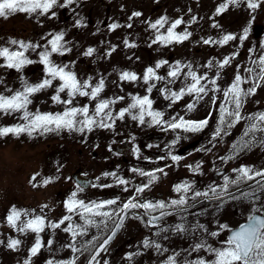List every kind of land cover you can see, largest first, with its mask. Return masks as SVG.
Returning a JSON list of instances; mask_svg holds the SVG:
<instances>
[{"label":"snow or ice","instance_id":"snow-or-ice-1","mask_svg":"<svg viewBox=\"0 0 264 264\" xmlns=\"http://www.w3.org/2000/svg\"><path fill=\"white\" fill-rule=\"evenodd\" d=\"M75 2L76 0H63V3H60V0H0V18L8 19L18 13H24L29 16H47L51 13V16L55 17L56 12L53 9L56 7L67 8ZM262 5H264V0H224L223 3L216 7L214 14L219 16L227 11L230 6L233 8L245 6L250 12H255ZM140 15L141 13L139 12L133 13L134 17H139ZM192 22H195V17H193ZM182 23H184L182 19L169 22L167 17H161L155 22L149 23V27L157 33L153 43L167 46L171 43H181L188 40L192 33L187 31V29L181 33L174 31ZM166 25V31L161 32L160 30L165 29ZM76 26H80L79 21L76 22ZM127 26L131 27L130 24ZM109 27L111 30H115L119 25L114 23ZM212 27L219 28L220 26L214 23ZM250 27L251 21L238 36L226 33L220 35L217 39L212 37L202 38V42L205 45L214 44L219 47H224L236 40L243 44L248 39ZM49 35L51 39H48L46 45L43 46L38 43L32 44L13 39L9 41L14 46L13 49L6 46L0 47V60L3 61L0 63V68L14 69L20 73L26 66L38 62L43 65L45 76V78L35 84L29 83L24 76H21V89L15 91L7 89L8 92L12 93L11 95L0 94V116L19 114L17 118L22 121V123L14 126L0 127V139L9 137V135L19 138L21 135L26 134L28 137H33L34 134H59L61 131L84 134L92 132L94 128H112L116 120L124 119L126 116H129L133 121H138L141 125L148 123L149 126H158L165 131L200 133L209 126L212 112H209L205 119L199 121L186 119L180 115L166 118L164 112L153 109L154 102L149 98V95H144L143 97L133 96L132 102L114 115L111 111V105L124 99V97L99 99L100 93L104 88L103 78L93 85L90 80L81 81L78 79L76 73L70 70L69 65L56 64L52 59L53 55L63 56L70 49L65 46L66 41H64L63 32L50 33ZM125 45L135 47V45L129 44L127 40H125ZM41 47H43V50L37 51ZM261 48L264 49V44H261ZM30 51L37 53L38 61H33L26 55ZM94 51L95 49L88 48L83 55L86 57L91 56ZM249 53L250 63L243 68L236 65V74L226 89L220 88L218 80L222 70L231 66L236 59L237 53L235 52L216 62L215 65H213L212 61L204 65L209 70L213 67L216 68L215 75L212 77H209L207 72L198 74L191 65H181L179 62L171 66L166 76H160L157 70L166 64L167 61H159L155 68L147 67L142 77L125 71L120 74V79L130 82L142 79L144 84L147 85L146 92L149 94L157 87L155 82H163L165 86L160 88L159 91L164 95L165 99L170 101L169 107L180 102L185 96L192 97V101L185 106L186 111L189 113L195 110L196 105L206 97H210L212 104L217 105L219 96L215 95V93H222L223 101L218 104V123L209 143L221 137L222 134L227 135L226 129H232L242 121L245 122L240 140L232 146V154L220 157L223 162H227L239 155L240 152L250 150L256 144L264 146V112L248 115L242 112L246 99L255 95L257 89L264 87V52H261L258 57L251 55V49ZM185 69L187 71H184ZM244 73L247 75H244ZM178 81L181 82L182 86L174 90L172 86L177 84ZM243 85H248V87L245 88ZM50 88H54V94L51 95L50 99L54 104L60 105L63 111L57 113H41L38 110L36 112L30 111L29 106L33 103L32 97ZM210 93L212 94L211 96ZM61 94H64L66 98H63ZM78 97H86L91 101H97L94 109L90 111L87 104L82 107L75 106L74 102ZM146 117L148 118L147 120ZM257 133L261 134L259 139H257ZM179 139L180 136L178 135L176 140L172 141V144L175 145ZM133 151L137 154L139 153V149L134 148ZM197 151H211V149H197ZM168 155L174 163H178L182 159L178 155L171 153ZM158 159H165V157H159ZM197 169H199V164ZM197 169H193V171ZM133 171L141 177H148V182L135 187L134 195L124 201L118 208L113 207L118 204V198L99 202H85L78 199V192H83L85 187L81 185H77V190L73 191L65 201L64 207L68 215L63 216L59 221H48L46 215H32L28 210H19L13 206L5 218L8 227L21 234L27 232L36 234L35 243L28 250L29 256L23 261V264H31V258L36 256L41 250L42 244L39 234L45 231L46 228L59 229L69 233L72 243L67 245V247L75 255V259L60 262L49 260L47 264H77L79 257L85 253H87V264H108L106 260L102 261L101 254L108 251L107 246L116 235V232L123 226L127 214L132 210L139 209L143 210V216L146 217V226L159 227V231L154 233L157 236L160 233L169 231L176 234L202 231L212 238L220 236L221 232L229 233L226 240H217V243L221 245L220 247H213L205 240H201L199 243H195L188 252V255L191 256L193 252L198 253L203 250L212 259L198 257L188 260L185 258V264H264V199H262V196H264V170H253L250 167L241 166L238 169H233L234 178L223 175L222 184L209 185L206 191L196 190L188 182L178 184L174 186L173 190L179 196L169 202H151L139 198L140 194L157 180L156 172L163 173V169L157 168L149 172L139 169H133ZM105 175L109 174L106 173ZM110 175L116 177L115 173ZM35 179L36 176L34 175L30 183L35 181ZM51 182V179H44L42 186H46ZM128 183L129 181L116 177L117 185L124 186ZM35 186L33 184V187ZM91 186L112 187V185L96 184ZM123 190L128 191V188ZM201 199L216 203L217 206L225 200H241L251 205L250 214L247 216L246 222L240 224L236 229L229 227L227 224H218V230L210 232L205 225L199 223L188 228L183 222V216L181 217V223L168 228L161 226L165 217L187 212L189 201L192 202L191 206H194ZM46 207L47 205H43L41 212ZM73 215L78 216L80 222H74ZM136 218L141 219L139 215ZM66 222V226L62 227ZM109 222H113L114 227L110 228ZM91 228H96L98 231L107 229L111 234L102 240L100 236H93L90 240L82 239L88 236ZM167 238V236H164V239ZM3 243L4 241H0V244ZM47 243L50 245L52 241L49 240ZM20 245L21 241L19 239H9L6 246L8 249L16 251ZM142 245L144 248H154L160 254L168 252L167 248L162 247L160 243L149 238H145L142 241ZM178 255L179 253L169 255L163 261V264H177L176 257ZM132 256L133 254H129L127 258L131 260Z\"/></svg>","mask_w":264,"mask_h":264},{"label":"rangeland","instance_id":"rangeland-1","mask_svg":"<svg viewBox=\"0 0 264 264\" xmlns=\"http://www.w3.org/2000/svg\"><path fill=\"white\" fill-rule=\"evenodd\" d=\"M105 3L99 4L104 17L98 21L101 27L110 29L111 24H118L114 32L113 48L110 50L103 45V40L98 42L97 45V68L81 67V75L78 79L81 81L90 80L91 84L95 85L101 78L104 79V88L100 93L99 99H115L117 97H124L117 103L111 105V111L115 115L119 110L126 108L131 102L133 96L143 97L149 95V98L153 100V109L162 111L165 113L166 118H170L174 115L184 116L186 119L193 121H199L204 119V109L206 108L205 99L200 101L195 110L192 112L186 111V104L192 101V97L185 96L180 102L169 107L170 101L164 98V95L159 91L165 85L163 82H155L157 87L149 94L146 92L147 85L140 79L136 82L124 81L120 79L122 72L135 73L138 77H142L147 67L155 68V65L159 61H167L160 69L157 70L158 75L166 76L171 66H174L177 62L181 65H191L192 68L198 73H204V62L212 61L213 65L216 62L222 60L226 56H230L233 52L237 53L238 61L236 59L232 62L231 66H228L222 70L223 73L235 71L236 65L243 68L250 62L249 50H252L251 54L258 57L264 49L261 48V44H264V5L257 8L255 12H250L245 6L240 8L229 7L227 11L219 16H216V7L223 3L224 0H105ZM139 12V17H134L133 13ZM131 17V19H130ZM161 17H167L169 22L176 19H182V23L174 31L177 33L183 32L185 29L191 32L192 35L188 40L181 43H171L164 46L160 43H153V39L157 34L153 29L149 27V23L155 22ZM195 17V22H192ZM107 19V20H106ZM109 21V25L105 27ZM251 21V27L249 28L248 39L241 44L239 40L232 41L224 47L218 45L209 44L205 45L202 42V38L212 37L217 39L220 35L231 33L235 35L241 34L244 27L248 26ZM219 24V28H213L212 24ZM131 25L128 27L127 25ZM255 27L259 28L257 37H254ZM165 29H161V32H165ZM106 33V31H104ZM103 38V36H101ZM125 40L129 44L135 45V47H128L125 45ZM108 48V47H107ZM114 49V50H113ZM213 51L212 58H208L210 51ZM85 50H83V53ZM242 52V53H241ZM110 53V55H109ZM83 61H87L89 58L83 55ZM206 63V62H205ZM208 63V62H207ZM35 68H37L35 66ZM184 71H187L185 69ZM230 73L228 75L233 74ZM235 75V74H234ZM233 76V75H232ZM9 84H4L2 92L4 95H8L6 87ZM182 86L178 81L173 87L174 90L179 89ZM49 95L46 99L49 102L47 109L38 110L35 105L29 106V110L41 113H57L62 112L63 108L54 104L50 99L54 94V88H51ZM63 98H66L64 94H61ZM212 95V94H211ZM210 95V96H211ZM208 100L212 104L210 97ZM97 101H91L86 97H78L74 102L75 106L82 107L88 105L90 111L94 109ZM213 105V104H212ZM252 107L253 111L248 112ZM242 112L245 115L254 114L258 112H264V87L257 89L256 96L251 101L245 102ZM252 112V113H251ZM19 114L12 116H0V127L14 126L22 123L17 117ZM148 118L146 117V120ZM242 136L245 122L242 121ZM151 128L162 129L158 126H149L148 123L143 125L138 121H133L129 116L124 119L116 120L112 128H94L92 132L70 133L68 131H61L57 133H48L45 135L34 134L33 137H28L26 134L21 135L19 138L9 135V137L0 139V241H4L0 244V264H23V261L28 258L29 251L36 240V234L27 232L21 234L14 229H11L7 225L6 216L9 214L10 209L14 206L19 210H28L32 215H43L41 207L47 205L43 210L51 211L50 221H59L64 214L53 213L56 209L61 208V202H59L63 196L60 186L65 183H69V173L72 170L73 162L76 159L77 148H72L70 153L66 154L64 148H60L61 141H92L94 143L93 150H99L98 146L101 144L108 133L113 132L117 135H132L131 139L135 141L136 135L139 136L146 130ZM233 129V128H232ZM232 129H226L229 133ZM136 131V135L134 134ZM165 132V131H164ZM169 135V130L165 132ZM186 134V135H184ZM181 134L177 146L180 147L190 140L197 138L200 133H194L192 136L184 133ZM182 135H184L182 137ZM260 133H257V139L260 138ZM192 136V137H191ZM226 135L218 137L215 141L223 142ZM238 142V141H237ZM234 142L230 146L220 145L218 142H214L209 148H205L203 144L198 147H194L183 153L180 157L182 159L171 166L166 164L161 169L164 172L157 176V180L150 185L152 189L164 188L162 184L165 180H169L179 175L181 179L178 183L188 182L191 183L194 189L199 191H206L209 185H220L223 183V175L217 180H213L211 175L219 167L218 156L219 152L222 153L226 149L225 155L232 154V146L236 144ZM113 143V141H112ZM57 145V146H56ZM176 146V147H177ZM56 147V148H54ZM85 147V146H84ZM174 147V151L178 148ZM197 149H211V151H197ZM92 149L89 150L91 152ZM218 151V152H217ZM210 154V157H209ZM90 156V153H89ZM140 161L146 158L139 157ZM209 159V161H208ZM95 165L102 170H108L110 167L109 157H97L90 159ZM199 164V169L197 165ZM177 166V167H176ZM191 166V167H189ZM241 166L250 167L253 170H264V146L256 144L250 150L240 152L235 158L225 162L224 168L227 169L224 175H228L230 178H234L233 169H238ZM193 169H197L193 171ZM91 170L98 171V168ZM155 169L151 170L154 171ZM166 173V174H165ZM36 176L35 181L30 183L33 176ZM137 177L133 180L131 187L139 186L141 179ZM144 178V177H143ZM148 178V177H147ZM44 179H51V183L46 186H42ZM148 182V181H147ZM207 183V185H206ZM33 184L36 186L33 187ZM96 184V182L94 183ZM97 185V184H96ZM110 185V184H108ZM60 192V193H59ZM64 192V190H63ZM191 195V193H189ZM264 199V196H262ZM236 204L240 207V212H236ZM217 204L213 203V210ZM220 205H223L227 210L226 212H217L211 214L206 220L199 224L205 225L208 230L217 231L218 224H227L229 227H234L239 222L246 220L250 214L251 205L241 200H225ZM235 205V206H234ZM237 207V208H238ZM40 210V211H38ZM212 213V212H211ZM215 213V212H214ZM221 213V216L218 215ZM62 225V227L66 226ZM198 223H194L196 225ZM188 226H193L188 225ZM90 231V230H89ZM44 231L41 232V250L39 253L31 258V264H47L49 260L60 262L71 260L74 254L70 248L67 247L72 243L71 235L65 233L59 229H50L47 239H44ZM227 232H221L220 236L212 238L202 231L191 232L187 234H178L177 251L181 252L184 257L190 260L198 257H205L212 259L206 252L201 250L200 252H193L191 256L188 252L191 250L195 243H199L201 240H205L213 247H220L217 240H226ZM23 240L25 249L23 252L20 250L12 251L7 248V242L9 239ZM24 238V239H23ZM26 238V239H25ZM190 238V239H189ZM51 240L49 245L47 242ZM162 247L171 249V244L161 243ZM149 251H156L154 248H148ZM172 250V249H171ZM4 251H6L4 253ZM3 252V256L2 255Z\"/></svg>","mask_w":264,"mask_h":264},{"label":"flooded vegetation","instance_id":"flooded-vegetation-1","mask_svg":"<svg viewBox=\"0 0 264 264\" xmlns=\"http://www.w3.org/2000/svg\"><path fill=\"white\" fill-rule=\"evenodd\" d=\"M105 2V0H76L75 3L69 5L67 8L56 7L55 9H53V11L56 12L55 17H52L51 13H49L47 16H29L24 13H18L9 17L8 19L0 18V47L6 46L10 49H13L14 46L9 43V41L13 39L32 44L38 43L43 46L46 45L48 39H51V36L49 35L50 33L63 32L64 41H66L65 46L69 48L70 51L66 52L63 56L54 54L52 59L58 65H69L70 70L75 72L77 77L79 78L82 73L81 67H83L84 65L96 70L98 66L97 63H99L96 54L98 42L103 40V45H101V47H106L107 51L108 49L111 50L113 48L114 32L112 33V31L114 30L111 31L109 29L101 27L100 23H98V21L102 17H104L103 14H105L99 4ZM60 3H63V0H60ZM77 21L80 22L79 27L76 26ZM107 22L108 24L105 27L109 25V21ZM104 31H106V33ZM101 36H103V38ZM88 48H93L95 49V51L93 55L87 56L89 58L87 61H83V50L86 51ZM42 50L43 47L39 48L37 51ZM213 51L214 50L209 52L208 58H212L211 53H213ZM26 55H28V57L33 61L39 60L36 52L30 51L26 53ZM251 55L255 57L254 54ZM209 61L210 60L205 61L206 63L204 62V65L208 64L207 62ZM2 62L3 61L0 60V63ZM35 66L37 68H35ZM205 72H207L209 77H212L215 75L216 68L213 67L211 70H209L204 67V73ZM232 72L233 71H230V73ZM230 73L221 72L220 79L218 80V84L221 89H226L232 82L234 74L236 73L234 71L232 74L233 76L228 75ZM244 75L247 74L244 73ZM21 76H24L29 83L35 84L45 78L44 67L42 64L37 62L33 63L32 65L26 66L20 73L16 72L14 69L0 68V94H3L2 89L5 88L2 87L4 84H9L8 87H6V90L12 89L13 91H15L21 89ZM243 87L246 88L248 87V85H243ZM51 90L52 89L50 88L46 91L35 94L32 97V107L34 108L36 105V108L38 110L47 109V107L49 106V102L46 99V96L49 95ZM6 93L8 95L12 94L8 91ZM215 95L219 96L217 105H212L208 100V97L205 98L206 108L204 109V119L208 116L209 112H212V116L209 120V126L206 127L204 131L200 132L197 138L190 140L180 147L177 146V143L173 145L172 141L176 140L178 135L181 137V134H184L183 132H174L169 130L168 135L167 133H165L167 131L157 128L148 129L144 133H141L139 136H137L136 131H134V134L136 135L135 141L131 139L132 135L120 136L113 132H110L103 139L105 141H102L98 146V148L100 147L99 150L95 149V151L93 150V148H95V145L92 141H82L80 143L73 141L59 142L63 144L60 146V148H64L63 151H65L66 154L70 153L69 151H72V148L76 146L79 147L77 148L76 159L73 162L72 170L69 173V183H65L64 185L62 184L60 186L62 193L61 196H63V198L59 201L61 202V208L59 206V208L56 209L53 213L64 214V216L68 215L64 207V203L69 198L71 193L77 190V185L85 186L83 192H78V199H81L85 202H99L118 198V204L113 206L114 208H118L124 201L128 200L134 195L135 187L131 186L133 180L137 177H140V175L134 172L133 169H139L145 172H149L153 169L162 168V166L166 164L175 166L176 163H174L170 159V156L168 154L171 153L173 155L181 156L185 152H182L181 154H179L178 152L186 145H193L192 147L187 149L188 151L190 149H193L194 147H198L201 144H203L205 148H209L213 145L214 142H218V144L220 145L223 143L224 146H230L234 142L239 141L241 138L240 134L242 129V122L237 124L225 136L222 143L220 141H212V143H209L218 123V104L223 101L222 93H215ZM255 96L256 94L248 97L245 102L251 101L253 98H255ZM253 109L254 107L248 110V112L253 111ZM190 118L191 117L189 116V119ZM187 134H192V136L194 135V133ZM184 135H182V137ZM174 147L177 148L175 151L173 149ZM134 148L139 149L138 154L133 151ZM90 149H92L91 152H89ZM220 152L218 156V162L220 163L218 166L219 168L211 175V178L213 180H217L227 171V169L223 167L225 165V162L220 159V157H224L226 149L223 150L222 153ZM100 156H107L110 158V167L107 168L108 170L99 169V167L95 165L92 160H90ZM139 157H144L146 159L140 161L138 159ZM159 157H165V159H158ZM95 167L98 168V171L91 170ZM221 170H224V172L218 174ZM106 173H108L109 175H105ZM111 173H115L116 177L127 180L129 181V183L124 186L117 185L116 177L110 175ZM160 174L162 173L156 172V175ZM87 178H90L91 181L88 185H84ZM139 179H141L139 182V186L147 183L148 181L147 177H141ZM181 179H186V177L180 178L179 175L176 174L170 179V181L165 180L162 183L165 186L164 188L152 189L151 187H149L142 194H140L139 198L144 201L151 202H169L173 199H177L179 194L176 193L173 189L174 186L180 184L178 183V181ZM95 182L97 185L110 184L112 185V187H92L91 185ZM124 188H128V191H124ZM191 205L192 202L189 201L187 212H181V214L179 215L174 214L172 216L165 217L161 226L168 228L177 223H181V217L183 216V222L185 223L186 227L191 228V226L188 225L201 223L202 221L206 220L211 214H216L218 211L226 212L227 210L223 205H216L214 206L215 208L211 210L210 207H213V202L210 201H205L194 206ZM238 206L239 205L236 204V212H240L241 208ZM42 213L43 215H46L47 220L50 221L51 211L43 210ZM138 215L141 217V219L136 218ZM218 215L221 216V213ZM73 221L80 222L79 217L73 215ZM145 221L146 217L143 216L142 209L130 211L124 219L123 226L118 230L114 238L107 246L108 251L101 254L102 261L106 260L108 264H163V261H165L169 255L179 253V255L176 257L177 264H185V258L187 257H184L181 252L177 251L178 248L176 244L178 242V234L169 231L167 233H160V235L157 236L154 233L159 231V227L146 226ZM238 224H241V222H239ZM238 224H236V226ZM109 227H114L113 222H109ZM89 230L90 231L88 236L83 237L82 239L90 240L93 236H100L102 240L111 233L107 229L98 231L96 228H91ZM49 231V228L45 229L43 233L44 239L48 238ZM164 236H167L168 238L164 239ZM145 238L157 241L160 244H171L172 250H169L168 248V252L163 254H160L154 250L149 251L148 248H144L142 245V241ZM17 239L20 240L19 237H17ZM20 241L21 245L19 246L18 250L23 252V250L25 249V245L23 240ZM26 250L28 251V247ZM5 252L6 251H4V253ZM129 254H133L131 260L127 258ZM3 255L4 254L2 252L1 256ZM86 256L87 253L81 255L77 260V264H87ZM71 259H75V255L71 257Z\"/></svg>","mask_w":264,"mask_h":264},{"label":"water","instance_id":"water-1","mask_svg":"<svg viewBox=\"0 0 264 264\" xmlns=\"http://www.w3.org/2000/svg\"><path fill=\"white\" fill-rule=\"evenodd\" d=\"M258 31H259V28L258 27H255V33H254V35L256 36L257 34H258ZM193 145L191 144V145H186L185 147H183V148H181L180 150H179V154H181L182 152H184V151H186L187 149H189L190 147H192ZM152 154H154V153H152ZM224 172V170H221V171H219V173L218 174H220V173H223ZM90 181V179L89 178H87L86 179V183H84V185H87L88 184V182ZM242 187H243V185H242ZM202 201H204L203 199H201L200 200V202H202ZM199 202V203H200ZM196 204H198V203H196ZM245 223V222H244ZM239 227V226H238ZM237 227V228H238ZM236 229V228H235ZM118 232V231H117ZM116 232V233H117ZM111 234V233H110ZM109 234V235H110ZM228 235H229V233H228ZM114 238V237H113Z\"/></svg>","mask_w":264,"mask_h":264}]
</instances>
